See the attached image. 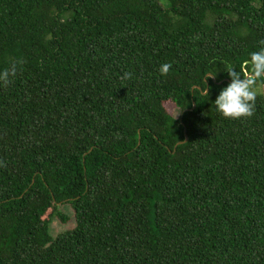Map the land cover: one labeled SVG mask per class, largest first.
Wrapping results in <instances>:
<instances>
[{"label":"trees","instance_id":"16d2710c","mask_svg":"<svg viewBox=\"0 0 264 264\" xmlns=\"http://www.w3.org/2000/svg\"><path fill=\"white\" fill-rule=\"evenodd\" d=\"M261 41L264 0H0V264H264V95L214 103Z\"/></svg>","mask_w":264,"mask_h":264},{"label":"clouds","instance_id":"9594fccd","mask_svg":"<svg viewBox=\"0 0 264 264\" xmlns=\"http://www.w3.org/2000/svg\"><path fill=\"white\" fill-rule=\"evenodd\" d=\"M264 45V41H261ZM22 60H13L10 67L0 71V84L7 86L18 72V65ZM243 72L237 71L231 65L226 67L231 80L226 87H223L216 96L214 103L216 110L227 119L250 118L255 113V103L258 95H264V47L259 51L252 52L250 58L244 61ZM172 68L171 63H163L158 71L161 76H167ZM132 73L125 72L122 79H131ZM259 82V83H258ZM197 88L194 86V90ZM201 93L208 95L207 89Z\"/></svg>","mask_w":264,"mask_h":264},{"label":"rangeland","instance_id":"374dc122","mask_svg":"<svg viewBox=\"0 0 264 264\" xmlns=\"http://www.w3.org/2000/svg\"><path fill=\"white\" fill-rule=\"evenodd\" d=\"M261 86L264 87V85ZM166 108L168 112L173 116L178 117L180 115V110L177 109L172 103H167ZM59 211L65 214L68 217V220L65 223H63L57 217L52 219L50 223L49 231L50 234L54 237L60 233L71 230L75 227V220L72 209L70 207L68 208V206H63L61 204L59 206Z\"/></svg>","mask_w":264,"mask_h":264},{"label":"water","instance_id":"95a60500","mask_svg":"<svg viewBox=\"0 0 264 264\" xmlns=\"http://www.w3.org/2000/svg\"><path fill=\"white\" fill-rule=\"evenodd\" d=\"M193 107H195V105H194ZM187 140H188V136L185 134V140H184V141H182V142H179V143L186 142Z\"/></svg>","mask_w":264,"mask_h":264}]
</instances>
